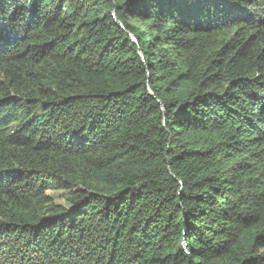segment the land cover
Listing matches in <instances>:
<instances>
[{
  "label": "trees",
  "instance_id": "1",
  "mask_svg": "<svg viewBox=\"0 0 264 264\" xmlns=\"http://www.w3.org/2000/svg\"><path fill=\"white\" fill-rule=\"evenodd\" d=\"M0 264H264V0H0Z\"/></svg>",
  "mask_w": 264,
  "mask_h": 264
},
{
  "label": "rangeland",
  "instance_id": "2",
  "mask_svg": "<svg viewBox=\"0 0 264 264\" xmlns=\"http://www.w3.org/2000/svg\"><path fill=\"white\" fill-rule=\"evenodd\" d=\"M46 195L53 199V201L57 204H64V199L63 196L65 195L64 192H59V191H48Z\"/></svg>",
  "mask_w": 264,
  "mask_h": 264
},
{
  "label": "bare ground",
  "instance_id": "3",
  "mask_svg": "<svg viewBox=\"0 0 264 264\" xmlns=\"http://www.w3.org/2000/svg\"><path fill=\"white\" fill-rule=\"evenodd\" d=\"M249 23V22H248ZM261 32V31H260ZM262 33V32H261ZM263 34V33H262ZM259 49V48H258Z\"/></svg>",
  "mask_w": 264,
  "mask_h": 264
},
{
  "label": "water",
  "instance_id": "4",
  "mask_svg": "<svg viewBox=\"0 0 264 264\" xmlns=\"http://www.w3.org/2000/svg\"><path fill=\"white\" fill-rule=\"evenodd\" d=\"M131 37V36H130ZM132 38V37H131Z\"/></svg>",
  "mask_w": 264,
  "mask_h": 264
}]
</instances>
